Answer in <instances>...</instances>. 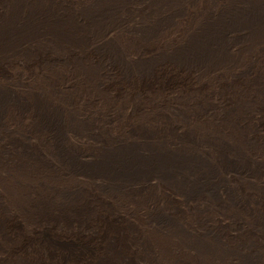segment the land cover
Masks as SVG:
<instances>
[{
	"label": "rangeland",
	"instance_id": "rangeland-1",
	"mask_svg": "<svg viewBox=\"0 0 264 264\" xmlns=\"http://www.w3.org/2000/svg\"><path fill=\"white\" fill-rule=\"evenodd\" d=\"M263 8L264 0H0V86L44 93L83 121L63 139L83 155L121 140L177 143L171 130L143 134L175 123L229 141L253 136L248 150L261 158ZM199 45L205 50L184 54ZM23 144L52 164L28 161ZM53 153L54 139L31 108L6 110L0 121V264L39 262L35 236L43 228L73 244L70 251L55 249L45 264H118L119 239L137 264H230L248 244L263 253L258 174L229 177L240 198L231 203L185 195L157 180L118 189L113 180L67 169ZM77 188L89 193L94 208L84 227L51 225L29 203L40 196L58 200L63 190ZM158 212L169 220L159 221Z\"/></svg>",
	"mask_w": 264,
	"mask_h": 264
},
{
	"label": "bare ground",
	"instance_id": "bare-ground-1",
	"mask_svg": "<svg viewBox=\"0 0 264 264\" xmlns=\"http://www.w3.org/2000/svg\"><path fill=\"white\" fill-rule=\"evenodd\" d=\"M264 9V8H263ZM253 10V8H252ZM255 11L257 9H254ZM250 11V15L255 14ZM263 12V10H262ZM248 14V15H249ZM203 45L184 54L195 55L202 52ZM182 56V55H181ZM12 107L17 111L31 108L40 128L46 129L54 139V159L60 165H67V169L76 170L82 174L100 175L108 180H113L118 189L129 187L136 181L168 184L185 195L206 194L216 201L227 199L236 203V186L229 185V177L232 174H258L264 182V157L250 154L255 138L253 136L241 141L219 138L209 133L201 135L194 129H179L175 123L171 126L155 127L143 131L145 138L157 133L171 130L177 133V143H167L162 140H121L118 146H112L97 155H83L73 146L66 145L63 141L66 130L76 127L83 121H77L71 115L64 114L63 109L44 93L35 92L31 96L22 94L11 87L0 86V121L6 110ZM24 145V146H23ZM22 145V153L29 161H45L41 157L44 154L33 153ZM41 155V156H40ZM47 162V161H45ZM49 163V162H47ZM52 164V163H49ZM57 164V165H58ZM133 186V185H131ZM61 199L55 200L48 197L30 198L29 203L33 212L40 218H45L51 225L73 224L84 227L86 219L94 213L92 198L84 189L63 190ZM157 213L159 221H167L166 215ZM7 221L6 216H3ZM36 246L41 252L37 258L29 264H45V257H51L55 249L71 250V245L53 237L47 228L40 229L35 236ZM264 244V243H263ZM82 246V245H81ZM239 253L238 261L230 264H259L264 257L253 247L247 245ZM122 247V248H121ZM118 264H137L131 255H128L120 239L118 240ZM121 259V261H120ZM44 260V261H42Z\"/></svg>",
	"mask_w": 264,
	"mask_h": 264
}]
</instances>
